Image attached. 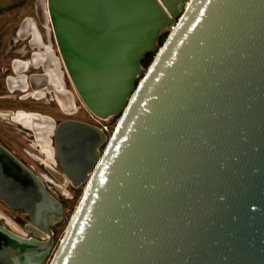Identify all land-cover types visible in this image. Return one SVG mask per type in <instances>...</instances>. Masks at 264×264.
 <instances>
[{
	"label": "water",
	"instance_id": "95a60500",
	"mask_svg": "<svg viewBox=\"0 0 264 264\" xmlns=\"http://www.w3.org/2000/svg\"><path fill=\"white\" fill-rule=\"evenodd\" d=\"M37 10L85 107L119 116L109 137L52 122L64 174L83 191L50 264H264V0ZM0 196L49 235L1 229L0 264H42L61 203L1 144Z\"/></svg>",
	"mask_w": 264,
	"mask_h": 264
},
{
	"label": "flooded vegetation",
	"instance_id": "af4514ba",
	"mask_svg": "<svg viewBox=\"0 0 264 264\" xmlns=\"http://www.w3.org/2000/svg\"><path fill=\"white\" fill-rule=\"evenodd\" d=\"M32 27L26 22L21 30L15 29L16 38L0 39V104L22 103L16 108L7 107L0 111V120L11 125L9 127L7 125V131L14 132L16 135L11 140V145L1 140L0 144L19 159L36 175L45 188L55 195L53 190L59 191L64 185L65 188L71 189L83 186L75 187L64 174L56 153L54 125L65 120H77L71 116L83 109H88L82 102H76V99L80 98L69 89L71 79L63 63L58 62L59 54L55 40L51 38L48 40L44 29L42 30L45 37L44 43L31 38L18 37L20 33L27 35L33 32ZM23 42L26 44L24 45ZM29 102L31 104H28ZM45 109H56L68 117L52 118L42 112ZM43 116L47 117L45 122ZM96 121L99 123L96 126L101 128L102 121L105 120ZM43 130H46L44 135ZM61 176L65 180L62 186L57 183ZM60 221L61 218L49 225L53 242L54 229ZM1 229L10 230L25 238L45 240L49 238L46 229L39 226L24 208L12 207L0 196V235L4 236ZM39 233L44 234L45 237L40 236Z\"/></svg>",
	"mask_w": 264,
	"mask_h": 264
},
{
	"label": "rangeland",
	"instance_id": "374dc122",
	"mask_svg": "<svg viewBox=\"0 0 264 264\" xmlns=\"http://www.w3.org/2000/svg\"><path fill=\"white\" fill-rule=\"evenodd\" d=\"M17 9H12L10 10L7 15H3L2 17H0V39H12L15 37V29H17L18 25H20V21H21V16H19L16 12ZM38 19V18H37ZM38 22L40 23V20L38 19ZM42 25V24H41ZM43 30V29H42ZM169 32H167V30L163 31L158 39L157 42V47H159L163 41L165 40V38L167 37ZM51 39H54L53 36ZM55 43V41H54ZM23 44L25 45L26 42H23ZM56 45V43H55ZM156 47V48H157ZM57 48V45H56ZM26 49L28 50L29 47L27 46ZM58 50V49H57ZM156 53V49L154 51H150L149 53L146 54L145 58L143 59L142 62V67L144 69H146L148 67V65L151 63L154 55ZM59 54V52H58ZM60 56V55H59ZM65 69V68H64ZM139 79V78H138ZM138 79L136 80V83L138 81ZM69 89L75 94L76 97H78L77 95V90H75L74 85L72 84V82L70 81L69 83ZM76 102H82L81 99H76ZM28 104H31L30 102ZM22 103L16 102V103H12L10 102V104L8 105H3L0 104V111L2 112L3 108H16L17 106H21ZM44 114H47L49 116H51L52 118H56V119H63L68 117L67 115L63 114L61 111H58L56 109H45L42 111ZM6 119H8V117H5ZM71 118L73 119H77V120H82L84 122H88L90 124L93 125H99V123H97L96 119L94 116H92L91 112L89 110L83 109L81 110L79 113L74 114L73 116H71ZM119 119V116H114L111 119H108L106 121H102V124H105L108 126V130L105 131L107 136L109 137L112 132L114 131V128L117 124V121ZM11 126L9 124H7V122L0 120V140L6 144H10L11 145V140H13L15 138V133L14 132H8V127ZM14 146V145H12ZM105 147V144L101 145L99 147V151L102 152L103 149ZM59 181H57V183L62 186L64 185L63 182H65V180H61L60 178L58 179ZM82 188H65V185L61 187V189L59 191H54L55 195L57 196V198L59 199V201L62 204V215H61V221L59 222V224L57 223V226H55V235H54V242H53V246L52 249L50 251V253L46 256V259H44L42 261V264H50V261L52 259V256L56 250V248L58 247V245L60 244L64 233L67 229V226L76 210L77 204L80 200V197L82 196ZM28 223V222H27Z\"/></svg>",
	"mask_w": 264,
	"mask_h": 264
},
{
	"label": "crops",
	"instance_id": "0c3cea01",
	"mask_svg": "<svg viewBox=\"0 0 264 264\" xmlns=\"http://www.w3.org/2000/svg\"><path fill=\"white\" fill-rule=\"evenodd\" d=\"M43 0H0V17L7 15V13L12 9H17L16 13L21 16L20 25H18V30H21L24 23H29L32 27L33 32L27 35L18 34L19 38H31L38 42H45V37L43 35L42 29L46 31V37L48 40L52 38L49 27L38 22V5ZM38 18V19H37ZM42 24V25H41ZM17 37V36H16ZM15 37V38H16ZM44 53V52H43Z\"/></svg>",
	"mask_w": 264,
	"mask_h": 264
},
{
	"label": "built area",
	"instance_id": "2783aa9c",
	"mask_svg": "<svg viewBox=\"0 0 264 264\" xmlns=\"http://www.w3.org/2000/svg\"><path fill=\"white\" fill-rule=\"evenodd\" d=\"M92 116H93V115H92ZM94 117H95L96 120H101L100 118H98V117H96V116H94ZM107 128H108L107 125H105V124H101V129H102V130L107 131V130H108Z\"/></svg>",
	"mask_w": 264,
	"mask_h": 264
},
{
	"label": "bare ground",
	"instance_id": "6f19581e",
	"mask_svg": "<svg viewBox=\"0 0 264 264\" xmlns=\"http://www.w3.org/2000/svg\"><path fill=\"white\" fill-rule=\"evenodd\" d=\"M51 35H52V34H51ZM45 59H46V58H45ZM55 62H56V61H55ZM53 70H54V69H53ZM51 75H53V74H51ZM49 76H50V75H49ZM53 79H54V78H53ZM58 93H60V92H58ZM60 94H62V93H60ZM70 96H71V95H70ZM57 98H58V97H57ZM58 100H60V99H58ZM70 100H71V99H70ZM72 104H73V103H72ZM66 105H67V104H66ZM62 106H63V105H62ZM42 118H43V121H44V122H45V120L47 119V117H45V116H43ZM44 122H43V123H44ZM45 131H46V130H43V135L45 134Z\"/></svg>",
	"mask_w": 264,
	"mask_h": 264
}]
</instances>
